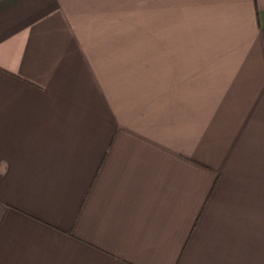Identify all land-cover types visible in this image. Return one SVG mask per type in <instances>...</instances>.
Here are the masks:
<instances>
[{
  "label": "crops",
  "instance_id": "obj_1",
  "mask_svg": "<svg viewBox=\"0 0 264 264\" xmlns=\"http://www.w3.org/2000/svg\"><path fill=\"white\" fill-rule=\"evenodd\" d=\"M0 264H264V0H0Z\"/></svg>",
  "mask_w": 264,
  "mask_h": 264
},
{
  "label": "rangeland",
  "instance_id": "obj_2",
  "mask_svg": "<svg viewBox=\"0 0 264 264\" xmlns=\"http://www.w3.org/2000/svg\"><path fill=\"white\" fill-rule=\"evenodd\" d=\"M151 32H154V25H149ZM156 37L147 36V37H132V45H142L143 48L138 52H133L129 55V59L132 61H155L156 59Z\"/></svg>",
  "mask_w": 264,
  "mask_h": 264
}]
</instances>
